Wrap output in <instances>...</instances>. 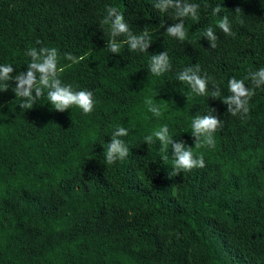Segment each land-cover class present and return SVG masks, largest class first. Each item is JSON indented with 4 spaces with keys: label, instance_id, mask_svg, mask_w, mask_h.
<instances>
[{
    "label": "trees",
    "instance_id": "1",
    "mask_svg": "<svg viewBox=\"0 0 264 264\" xmlns=\"http://www.w3.org/2000/svg\"><path fill=\"white\" fill-rule=\"evenodd\" d=\"M155 2L0 0V65L11 64L15 76L28 69V49L55 47L62 82L95 101L89 114L77 106L59 112L45 90L21 109L14 80L0 92V264H264V85L246 115L223 103L231 78L251 87L249 72L264 67V0H189L198 19L184 18L183 41L166 34L179 22L174 10L162 13ZM108 6L133 34L147 28V51H131L121 35L120 53L110 52L100 23ZM224 16L233 35L218 27ZM165 51L171 69L152 74L151 56ZM65 53L87 58L72 64ZM197 64L210 77L205 95L177 77ZM210 113L221 120L215 146L195 149L192 119ZM163 125L203 154L204 168L170 176L171 145L145 143ZM118 127L129 130L120 137L129 153L108 164L105 148Z\"/></svg>",
    "mask_w": 264,
    "mask_h": 264
},
{
    "label": "clouds",
    "instance_id": "2",
    "mask_svg": "<svg viewBox=\"0 0 264 264\" xmlns=\"http://www.w3.org/2000/svg\"><path fill=\"white\" fill-rule=\"evenodd\" d=\"M154 7L162 13L173 9L175 12V20L179 21L170 25L166 29V34L179 39L185 40L187 32L185 30L184 18L191 16L193 19H198L199 5L191 3L189 0H156ZM222 11L221 6H216L212 13L219 14ZM240 8L235 10L239 14ZM243 23L242 20L239 21ZM101 26H107L110 39H108L107 48L111 53H120V42L117 37L125 35L127 38L124 43H127L131 51L145 52L151 45L150 34L145 30L140 34H133L128 24L125 22L123 14L115 6H108L106 15L101 20ZM163 26V24H162ZM218 27L226 34L233 35L231 31V23L227 16L220 20ZM204 36L210 41V47L216 48L218 39L212 27H208ZM39 43V41H38ZM31 57V62L28 64L26 72H20L13 76L15 71L11 64L0 65V92H6L10 81H15L16 86L12 89L17 98L21 99L19 107L21 109H32L33 105L47 91V100L51 103L53 109L59 112H64L77 106L82 109L83 113L89 114L93 111L95 101L93 93L89 90L74 91L72 86L64 84L60 78V74L65 71L64 66H58L59 52L55 47L30 48L26 53ZM65 58L71 61L72 64H79L84 61L86 54L73 56L65 53ZM71 67V65H67ZM171 64L167 51L154 54L150 58V72L154 75H161L169 71ZM199 65L187 67L177 74L181 82H185L191 87V91L196 95H205L208 92V83L210 77H202L200 74ZM251 87L245 85L244 80H238L235 77L228 81V89L231 95L223 99V103L228 106V112L232 115L244 114L249 112V101L255 95V89L264 85V67L252 72H249ZM214 90L211 96L217 98L220 95L219 85L213 81ZM148 111L159 117L162 115L158 105L153 104L151 99H146ZM216 109L211 108V113H215ZM196 115L191 122L192 135L195 138V149L202 146H215L213 134L221 126V120L214 114ZM129 130L125 127H118L114 130L111 141L105 148L104 157L108 164H113L117 160H123L128 156L129 149L120 137L127 136ZM153 137L159 140L161 151H166L168 145H171L173 154L174 171L170 176L179 175L180 171H191L194 168H204L205 160L203 154L197 157L194 153V148L187 146L185 142H177L169 134L167 125H163L155 130L151 135L145 137V143L149 146L153 143ZM166 158V157H165Z\"/></svg>",
    "mask_w": 264,
    "mask_h": 264
}]
</instances>
